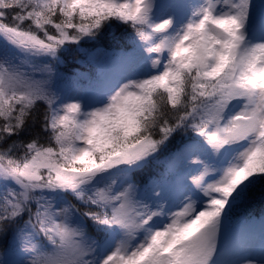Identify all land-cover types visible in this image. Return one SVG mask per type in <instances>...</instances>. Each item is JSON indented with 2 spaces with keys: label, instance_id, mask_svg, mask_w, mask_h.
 <instances>
[{
  "label": "snow or ice",
  "instance_id": "1",
  "mask_svg": "<svg viewBox=\"0 0 264 264\" xmlns=\"http://www.w3.org/2000/svg\"><path fill=\"white\" fill-rule=\"evenodd\" d=\"M257 197L264 3L0 0V264H264Z\"/></svg>",
  "mask_w": 264,
  "mask_h": 264
},
{
  "label": "trees",
  "instance_id": "2",
  "mask_svg": "<svg viewBox=\"0 0 264 264\" xmlns=\"http://www.w3.org/2000/svg\"><path fill=\"white\" fill-rule=\"evenodd\" d=\"M260 3H264V0H259ZM64 74H86L88 77L93 76L96 72L94 65H91L87 62L85 63H76L72 60H67L65 66L62 68ZM86 79H82V83H86ZM234 220L233 225H243V226H252L259 225L260 228L257 230L261 232V220L264 219V200H261L259 197L251 201L250 203L244 205L243 207L237 209L233 214ZM239 217L240 220L237 221L236 218ZM247 218H250L247 219ZM6 251L3 244H0V252Z\"/></svg>",
  "mask_w": 264,
  "mask_h": 264
},
{
  "label": "rangeland",
  "instance_id": "3",
  "mask_svg": "<svg viewBox=\"0 0 264 264\" xmlns=\"http://www.w3.org/2000/svg\"><path fill=\"white\" fill-rule=\"evenodd\" d=\"M256 3L260 4V1L256 0ZM82 77L86 79L88 76L86 74H82ZM246 227L249 229V237L251 243L255 246L258 255L261 232L258 231L257 229L260 227L259 225H252ZM230 235H231V231L229 230V232L225 234V237L222 238V242L224 239L230 237ZM16 259H18V257L11 250L0 252V260L13 261Z\"/></svg>",
  "mask_w": 264,
  "mask_h": 264
}]
</instances>
